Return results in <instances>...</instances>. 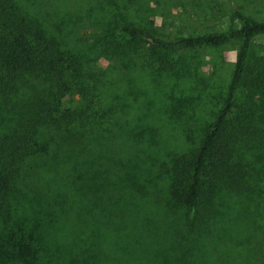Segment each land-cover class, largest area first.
Returning a JSON list of instances; mask_svg holds the SVG:
<instances>
[{"label":"rangeland","instance_id":"374dc122","mask_svg":"<svg viewBox=\"0 0 264 264\" xmlns=\"http://www.w3.org/2000/svg\"><path fill=\"white\" fill-rule=\"evenodd\" d=\"M19 3L80 62L65 77L69 94L63 109L73 113L71 122L56 114L62 126L42 137L48 153L30 163L34 171L24 174L11 199L8 228L39 225L33 239L41 249L38 264H164L184 258L186 264H259L264 174L240 196L223 192L219 202L216 192L214 210L201 225L172 200L166 173L170 156L195 143L186 135L195 138L212 121L238 42L182 55L188 75L173 81L128 66L135 58L124 64L107 59L93 45L107 31L118 33L123 22L166 38L223 32L234 23V9L264 20V0ZM255 42L262 54L264 39ZM38 94L29 84L20 86L12 100L18 121L31 112ZM170 104L179 118L170 114ZM14 120L4 117L8 125Z\"/></svg>","mask_w":264,"mask_h":264},{"label":"trees","instance_id":"16d2710c","mask_svg":"<svg viewBox=\"0 0 264 264\" xmlns=\"http://www.w3.org/2000/svg\"><path fill=\"white\" fill-rule=\"evenodd\" d=\"M231 22L235 27L230 24L223 32L177 38L123 22L118 33L107 31L93 45L107 59L124 64L135 58L128 66L139 65L151 75L173 81L188 75L182 55L238 42L233 71L212 121L195 138L186 135L195 143L185 153H173L166 170L172 200L201 225L207 224L206 215L214 210L216 192L219 202L223 192L240 196L264 174V52L257 54L254 49L255 41L264 39V20L234 9ZM79 67V57L49 36L43 22L19 0H0V264H38L41 249L33 239L39 225L34 223L27 231L20 225L8 228L11 199L27 173L34 171L30 163L48 153L49 142L42 137L62 126L56 114L61 111L62 119L71 122L73 113L63 109L69 94L65 77ZM26 84L40 94L31 112L18 121L12 100ZM175 103L181 106V100ZM169 112L179 118L175 105L170 104ZM3 116L17 120L8 125ZM257 249L262 253L257 258L255 252V257L264 264V241ZM184 259H167L164 264H186Z\"/></svg>","mask_w":264,"mask_h":264}]
</instances>
